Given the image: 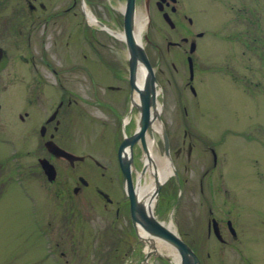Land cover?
<instances>
[{
    "label": "flooded vegetation",
    "instance_id": "1",
    "mask_svg": "<svg viewBox=\"0 0 264 264\" xmlns=\"http://www.w3.org/2000/svg\"><path fill=\"white\" fill-rule=\"evenodd\" d=\"M127 2L0 0L1 120L18 127L22 137H35V177L42 176L57 198L87 197L88 203L94 198L96 206L92 207L101 210L103 218L101 230L105 232L111 224L125 242V247L116 248H126V254L134 257L144 244L137 236L131 202L127 196L120 199L116 193L113 195L115 190L125 193L121 145L138 132L141 95L149 73L138 60L133 85L128 44L131 34L143 46L159 83L155 94L149 93L146 101L150 110L154 101L161 109V123L153 121L152 132L145 134L148 153L153 154L156 146L155 152L166 157L165 131L170 159L178 174L162 187L160 196L168 184L173 185L168 203L156 204L155 214L160 216L167 210L178 190L185 191L188 185L193 190L199 185V194L204 196L206 188L208 197L195 199L199 204H193L198 206L195 210L199 215L182 223L187 228L184 233L192 237V242L184 240L199 256L207 251L212 259L208 264H255L248 256V235L257 234L264 220L260 218L261 209L248 204V187L243 189V180L259 186L262 165L253 158L251 166H247L240 152L244 141L263 146V140L248 137L249 126L239 131L228 129L220 138L203 141L200 151L186 118L175 124V129L168 126L170 87L178 96V108H184L185 114L188 115L185 105H200V42L207 34L200 30L185 0H136L133 25L126 28ZM214 36L218 38L216 32ZM140 73L144 75L142 84ZM92 129L101 143L99 151L104 161L91 151L70 148L72 133L87 138ZM58 148L72 156H63ZM123 154L132 158V169L153 168L146 164L148 155L140 142L123 150ZM41 160L52 164L55 171L47 174ZM83 169H90L88 176L82 175ZM195 169L202 173L189 181L184 172ZM135 177L136 174L134 184ZM251 212L256 216H250ZM125 232L133 239L125 237ZM226 253L232 257L225 256L224 261ZM141 263L143 259L138 264Z\"/></svg>",
    "mask_w": 264,
    "mask_h": 264
},
{
    "label": "rangeland",
    "instance_id": "2",
    "mask_svg": "<svg viewBox=\"0 0 264 264\" xmlns=\"http://www.w3.org/2000/svg\"><path fill=\"white\" fill-rule=\"evenodd\" d=\"M185 3L200 30L210 38L200 42L203 45L199 58V80L203 85L199 88L200 105H185L188 115L185 114L184 108H178V96L170 87L168 126L175 129V124L186 118L187 127H192L199 141L200 151L203 141L220 138L228 129L239 131L249 126L247 136L262 139L263 146L244 141L240 153L247 166H251L253 158L261 163L262 181L258 186L245 179L243 189L248 187L246 200L261 209L260 218L264 220V0H185ZM3 117L0 114V264H138L143 259L144 249L129 257L126 248H116L125 247V242L111 224L105 232L101 230L103 218L101 210L92 207L96 206L94 198H91L92 203H88L87 197L57 198L54 188L47 186L42 176L35 177L38 167L35 137H22L20 129L2 121ZM72 134L70 148L91 151L104 161L94 129L87 132V138L77 132ZM83 170L82 175L88 176L86 172L90 169ZM201 173V169H195L184 175L192 181ZM198 187L191 190L188 185L178 206L175 195L165 212L160 216L155 214L167 224L173 222V228L189 242L192 237L184 233L187 228L183 224L192 220L194 214L199 215L195 210L198 206L193 205L199 204L195 199L208 197L207 189L202 196ZM172 188V184L164 188L162 196L155 199V206L168 203ZM115 193L120 199L126 197L124 191L115 190L114 196ZM249 214L256 216L254 212ZM252 234L247 240L251 249L248 256L255 264H264V222L254 234L257 237ZM124 236L133 239L127 232ZM204 241H209L205 234ZM201 256L207 264L212 260L207 251ZM225 256L232 257L223 254L224 261ZM150 263L171 264L164 257H152Z\"/></svg>",
    "mask_w": 264,
    "mask_h": 264
},
{
    "label": "water",
    "instance_id": "3",
    "mask_svg": "<svg viewBox=\"0 0 264 264\" xmlns=\"http://www.w3.org/2000/svg\"><path fill=\"white\" fill-rule=\"evenodd\" d=\"M134 12H135V0H128L127 11L125 15L126 28L129 25L130 27L133 25ZM128 44H129L130 51H131L133 85H135L134 83L135 69H136L138 60L142 61L146 65L148 72H149V77L147 78V81L145 83V91L143 93L144 95H142L144 106L141 108L142 117L140 121V131L133 138L125 140L124 143L122 144L121 150H124L127 146L133 147L135 143H137L139 139H141L143 148L145 152L148 154L149 159L151 160L150 155L148 153L146 140H145V133L147 130H149V132H152V125H151L152 121L154 120L160 121V114L157 110V107L154 101L153 103L154 116L151 119L149 105L146 103V101H147V95L149 93L155 94V88H156L157 82H156L153 70L152 68H150V65L147 61V57L145 55L143 48L137 43V41H135V39L133 38V36H131V34H128ZM149 87L151 88V91H149ZM165 141H166V150L168 154L167 137H165ZM61 152L62 154L69 156L66 152L64 151H61ZM42 164L46 172L50 174V169H48V166L49 167H52V166L49 165L48 162H45V163L42 162ZM47 164L48 166H46ZM121 165L123 168L122 171L124 174L126 190H127V193L129 195V198L132 204L131 212H132V218H133L134 223L135 224L139 223L140 226L143 228V230L146 232V234L151 237L150 238L151 240H153V238H157V239H160L168 243L172 247H174L180 255V264H201L199 258L193 252V250L185 242H183V240L175 232H173L171 229L165 227L163 224L158 222L152 215V209L149 208V211H148L144 203L141 200H139L137 193L135 192L133 188L132 170L130 169L131 161L128 159L126 160L123 157H121ZM145 171L146 169H144L140 175L145 174ZM138 184H140V178L138 180ZM160 189H161V183L157 182L156 190L154 192L153 197H156L159 194Z\"/></svg>",
    "mask_w": 264,
    "mask_h": 264
},
{
    "label": "bare ground",
    "instance_id": "4",
    "mask_svg": "<svg viewBox=\"0 0 264 264\" xmlns=\"http://www.w3.org/2000/svg\"><path fill=\"white\" fill-rule=\"evenodd\" d=\"M141 25L140 30L142 28ZM141 84L144 80V75L140 73V77H139ZM151 147H152V143H150ZM153 159L155 161V164L157 166V179L158 181H164L166 180L168 177H170L171 173H172V165L171 163H169L168 160H166L165 158L161 157L160 154H158L157 152L153 151ZM156 183L153 179V177H146V181L145 184H141L138 186V190H137V194L139 196L140 199L143 200L144 203H149L151 204V206H154L155 201L152 200V193L154 192ZM169 226L173 228L174 224L173 222L169 223ZM140 233L143 234V232L140 230ZM155 250H157L158 252L162 253L163 255L168 256L169 258L172 259V261L175 264H179V256L177 254V252L169 245L164 244L162 242L156 241L155 242ZM151 249L147 248V250L149 251Z\"/></svg>",
    "mask_w": 264,
    "mask_h": 264
}]
</instances>
